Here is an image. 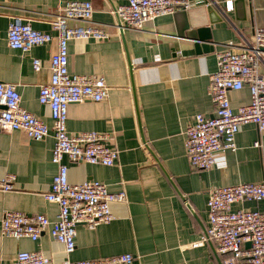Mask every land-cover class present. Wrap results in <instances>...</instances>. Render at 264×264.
<instances>
[{"label": "crops", "instance_id": "0c3cea01", "mask_svg": "<svg viewBox=\"0 0 264 264\" xmlns=\"http://www.w3.org/2000/svg\"><path fill=\"white\" fill-rule=\"evenodd\" d=\"M72 1L90 2L92 20L105 27L109 38L69 41L68 71L102 77L110 92L100 103L70 105L66 130L70 135H110L118 158L111 167L64 159L68 181L100 182L110 193L123 192L125 201L110 204V223L92 230L76 226L69 259L94 261L129 254L134 258L131 264H223L225 257L217 254L214 243L193 245L207 230L208 195L221 187L264 184V133L253 124L241 126L235 150L217 154L224 165L197 170L188 161L184 130L195 115H214L207 87L209 75L216 71L215 54L229 41L238 50L251 43L253 30L264 28V0H193L190 9L158 17L141 30L123 29L122 36L113 11L126 0H0V83L16 85L21 107L48 126L50 112L39 104L38 93L49 82L57 41L23 54L8 48L6 34L15 18L49 33L54 16ZM199 28L209 30V51L195 47L199 42L190 34ZM35 58L41 62L39 72L32 69ZM228 97L234 111L250 102L247 87ZM53 146L51 133L41 141L20 131L0 133V179H16L12 191L0 192V219L5 212L55 219L57 206L45 200L57 171L51 162ZM233 209L264 211V202L244 201ZM21 252H41L48 264L66 259L63 246L47 232L37 242L0 235V264H15Z\"/></svg>", "mask_w": 264, "mask_h": 264}, {"label": "built area", "instance_id": "2783aa9c", "mask_svg": "<svg viewBox=\"0 0 264 264\" xmlns=\"http://www.w3.org/2000/svg\"><path fill=\"white\" fill-rule=\"evenodd\" d=\"M193 0H126L114 9L113 14L124 29L141 30L146 23L179 10H188ZM231 4L228 3V9ZM93 7L87 1L66 3L50 23L51 32L32 29L29 23L15 18L8 25V48L28 54L33 48L57 41L56 52L49 61L50 79L41 85L38 102L50 112L51 124L46 125L21 107L16 85L0 83V133L23 132L28 138L41 141L50 133L54 139L51 162L56 175L45 200L57 206L54 220L44 215H24L5 212L0 219V235L13 240L29 239L37 242L43 233L60 243L66 255L63 264H131L129 254L94 261H71L75 249L76 226L92 230L113 220L110 204L124 202L123 192L110 193L106 185L97 181L70 184V163L113 166L118 151L110 145L111 136L96 132L70 135L66 130L68 107L90 101L100 103L109 97L110 89L102 77L73 75L68 71L67 45L72 40H97L109 38L104 26L92 20ZM75 24V26H70ZM55 33V35L53 34ZM216 52V71L209 75L207 94L214 106V115H195L184 130V148L190 166L207 170L224 165L217 154L223 149L235 150L239 128L253 124L264 133V28H255L251 43L236 49L229 41L220 44ZM32 69L39 72L41 62L32 59ZM247 87L250 102L234 111L228 94ZM258 148L259 143L255 142ZM14 175L0 179V192L13 190ZM264 202V184L247 183L212 190L206 202L207 230L202 245L212 242L218 255L224 256L223 264H264V211L233 209L236 203ZM250 244V247H245ZM15 264H48L41 252H21Z\"/></svg>", "mask_w": 264, "mask_h": 264}, {"label": "water", "instance_id": "95a60500", "mask_svg": "<svg viewBox=\"0 0 264 264\" xmlns=\"http://www.w3.org/2000/svg\"><path fill=\"white\" fill-rule=\"evenodd\" d=\"M217 1L222 2L225 0H217ZM117 27L119 28L120 34L122 36L124 28L121 27V24L118 20H117ZM190 35L193 38V40H195L196 42H199V43H196V46H195L197 49H198V47L202 48L203 51H209L212 49L211 46L207 45L208 44L207 42H209L211 40V35H210L208 29L199 28L195 32H191ZM125 51H126V49H125ZM127 57H128V55H127ZM128 67H129V74H130V80H131V87H132V90L134 92V89H133V66L131 65V61L129 60V58H128ZM246 247L249 248L250 244H246Z\"/></svg>", "mask_w": 264, "mask_h": 264}]
</instances>
